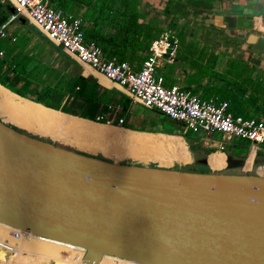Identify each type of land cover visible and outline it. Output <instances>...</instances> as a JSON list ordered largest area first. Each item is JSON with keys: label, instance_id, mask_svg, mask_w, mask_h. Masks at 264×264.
<instances>
[{"label": "water", "instance_id": "water-1", "mask_svg": "<svg viewBox=\"0 0 264 264\" xmlns=\"http://www.w3.org/2000/svg\"><path fill=\"white\" fill-rule=\"evenodd\" d=\"M206 15L226 42L264 52V32L240 6ZM192 148L186 168L117 162L0 119V222L84 249L80 264L106 255L264 264V175L245 171L247 157L226 150V165L213 169L211 154ZM200 166L207 171L193 169Z\"/></svg>", "mask_w": 264, "mask_h": 264}, {"label": "crops", "instance_id": "crops-1", "mask_svg": "<svg viewBox=\"0 0 264 264\" xmlns=\"http://www.w3.org/2000/svg\"><path fill=\"white\" fill-rule=\"evenodd\" d=\"M50 3L83 19L86 40L96 41L102 49L127 51L129 60L126 61L137 69L141 67L149 53L151 42L164 31H171L180 41L179 50L182 48L183 40L187 43L182 60L178 59V53L176 61L178 60L179 67L173 66L178 64L175 61L162 68L166 86L179 84L202 99L215 98L228 101L229 111L235 115L248 118L264 116V52L226 42L211 26L210 18L206 15V12L212 9L222 6L231 8L237 5L245 10L249 18H252L250 16L252 14L256 29L264 32V0H50ZM15 13L10 12V17L5 21V23L9 22L8 31L11 35L0 40L18 43L22 39L24 50L27 52L28 47H34L35 52L22 58L20 57L22 51L18 45L11 51V56L15 57V60L9 61L6 58V50L0 48V52H3L0 61H4L0 73L6 75L8 82L15 88H31L30 93L37 96L38 94L34 92L41 88H37L34 80L30 78L37 69H31L30 63H22L24 58L27 57L28 60L36 55L40 65L45 68L41 71V84L56 77L55 83L53 85L46 83L47 86L44 84L42 91L45 92L48 88L54 89L52 94H49L52 98L59 99L61 106L71 103L73 104L71 107L78 111H87V100L83 96H78L75 91H70L72 79L78 76H84L87 79L95 78L100 93V108L104 110H101L98 115H103L102 121L106 123H99L46 105L41 107L33 105V108H30L29 105L24 104L31 102L26 99L27 97L17 98L22 104L16 106L12 102L17 99L9 90H6L7 94H5L9 96L10 101L6 102L20 114L16 121L7 116L0 117L1 119L11 121L35 135L90 153L118 154V156L137 161L132 157L134 151L136 153L139 147L146 146V149L164 156L172 153L174 157L182 159L181 163L190 164L193 161V154L183 139V135L190 131L185 132L183 123V135L130 128L133 123H130L127 116L135 106H142L145 110L148 108L135 102L123 87L91 67H83L71 54L54 44L29 20L26 19V22L20 18L11 20ZM16 20L18 24L13 25ZM17 66L19 70H16ZM27 81L30 83L28 87L25 84ZM59 89L61 93L56 92ZM108 95L117 101L103 103V98ZM77 104H80L84 110L77 109ZM118 105H121V108H117ZM105 106L107 110L104 109ZM147 111L153 114V121L159 120L156 122L160 123L161 128L167 129L161 122L162 117H168L167 115L158 109ZM115 112L119 116H116ZM120 117L125 119L124 127L112 125L118 124ZM196 134L197 136L191 139L194 141L195 148L198 147L203 153L220 152L219 145L224 143L219 138L220 134L205 132ZM232 144L233 141L227 142L224 150L230 152L229 149H231L235 154L238 150L233 149ZM246 144L251 148L255 145L249 141ZM166 145H170L169 149H164ZM134 147L137 149L134 150ZM248 155L237 154L239 157L247 158ZM249 159L257 161L250 172L260 174L256 168L264 167V148L256 149Z\"/></svg>", "mask_w": 264, "mask_h": 264}, {"label": "built area", "instance_id": "built-area-1", "mask_svg": "<svg viewBox=\"0 0 264 264\" xmlns=\"http://www.w3.org/2000/svg\"><path fill=\"white\" fill-rule=\"evenodd\" d=\"M1 1L10 3L16 9L11 20L25 17L83 67L89 66L123 87L135 102L148 109H158L169 118L180 121L185 126V132L220 134L225 138L224 143L219 145L220 151L233 140L264 145V116L248 118L235 115L229 111L228 101L202 99L179 84L166 86L162 68L176 61L180 47L178 37L171 31H164L151 43L147 58L137 69L127 61L107 57L96 41L86 40L83 19L54 7L50 0ZM8 24L0 26V39L11 35ZM102 120L104 116L98 115L97 121ZM124 123V117H120L118 125L123 126ZM14 235L19 238L22 234L16 232Z\"/></svg>", "mask_w": 264, "mask_h": 264}, {"label": "rangeland", "instance_id": "rangeland-1", "mask_svg": "<svg viewBox=\"0 0 264 264\" xmlns=\"http://www.w3.org/2000/svg\"><path fill=\"white\" fill-rule=\"evenodd\" d=\"M15 24H18L17 20H16V22L13 25H15ZM223 40H226V39L223 38ZM186 43H187V41H185V40L182 41V48L178 52L179 53V57H178L179 60H182L184 58L185 49H186L185 44ZM18 45H19V47H20V49L22 51L20 53L21 54L20 57H22V56H29V54L35 52V48L34 47H28L27 48L28 51L26 52V50H24V46H23L22 39H20V41L18 43H13V42L8 41V40H0V48H3L4 50H6V52H7V57L6 58L9 61L15 60V57H12L11 56V51L12 50H15L18 47ZM19 60H20V58H19ZM28 60H30V62ZM28 60H27V57H26V58L23 59L22 63L23 64L30 63V68L31 69L32 68L33 69H37L36 70V73L33 74V75H31L30 78H31V80H34L35 86H37V88H41L40 90H37L34 93L35 94H38L40 96H43V98L46 99V100H51V101H54L55 102V99L52 98V96H49V97L46 96L45 95V92L42 91V89L44 87V84H45V86H47V84L53 85V83H55L54 78H56V77H52V79H50L49 82L48 81L46 82L47 84L46 83H44V84L42 83L41 84V79H42L41 71L43 69H45L44 66L40 65V63L38 62V56H36V55L32 56L31 59H28ZM15 62H17V61H15ZM176 63H178V60L176 61ZM37 65H39V67ZM179 65L180 64L178 63V64L173 65V66H175L176 68H178ZM17 68H18V66L16 67V70H19V68L18 69ZM0 76L2 78H5L7 81H9L7 79V77H6V75L0 73ZM6 90H8V89H6V88H4L3 86L0 85V117H6L7 116L10 119H13L14 121H16L17 118L19 117V114L20 113L15 112L14 107L11 104H7V102L10 101V98H9L8 95H3L5 93L7 94ZM28 90L30 92H32L31 91L32 90L31 88H29ZM56 92L57 93H61L62 91L59 89V91L56 90ZM12 94L15 95L16 99L17 98L21 99V96L15 94L13 92H12ZM70 96H72V95H70ZM2 97H3V99H2ZM19 99H17V100L14 99L12 103L13 104H16V106H18V104H22L21 101H18ZM69 101H70V97H69ZM31 102H33L34 104H32ZM31 102L30 101L28 103L25 102L24 104L27 105V106L29 105L30 108L31 107L33 108V105L36 106V107H41L42 105H44V104H41V103L36 102V101H31ZM78 103H80V102H78ZM80 104H82V103H80ZM80 104H77L76 108L79 109V110H84ZM71 105H73V104L67 103L65 105V107H69ZM147 110H145L144 108H142V106H139V105L138 106H135V108L132 110V112L129 113L128 116H127L128 117V120L130 121V123L131 122L133 123V126H131V127H137L138 128V127H142V126H147V127H158V128H161L160 123L159 124L157 123V122H159V120H156L157 122L156 121H153V119H152L153 114L150 111H147ZM115 115L116 116H119L117 112H115ZM97 122H99V123H106V122H103V121H97ZM6 123H8L10 125H13V126H17L14 123H12L11 121H7ZM171 123L174 126L173 127V132L175 134L176 133H181V134L183 133L184 126H183V124L181 122H179L177 120H174L173 121V119H172ZM112 125L121 126V125H118V124H112ZM17 127H19V126H17ZM121 127H124V126H121ZM193 136H197V134L196 133H193L192 131H190L188 134L186 133V135H183V137H184L183 139L186 142L187 147L192 152L193 159H194L195 156H194V153L192 151V147L194 145L193 144L194 141L191 140ZM42 138L50 139V138H47V137H42ZM219 138H221L223 141H225V138L224 137L221 136ZM188 139H189V141H188ZM50 140H52V139H50ZM54 142L55 143H58L60 145H63V146L71 147V148H73L75 150L77 149V148H75L73 146L66 145V144L60 143L58 141H54ZM246 143H247L246 140H233L232 147H233V149L235 148L236 150H238L237 152H235L236 155L237 154H242V155L246 156V155H248V153L250 151V153L248 155V158H249V157L253 156V153L256 152V149H259V148H262V147L264 148V145H259V144L252 145L253 147L251 148ZM169 146L166 145L164 147V149H167V148L169 149ZM135 149H137V147H134V150ZM77 150H80V149H77ZM229 150H230V152H233V150H231V149H229ZM81 151H83V150H81ZM83 152H86V151H83ZM87 153L92 154V155H95V156H103V157H106L102 153H96V154L95 153H90V152H87ZM195 153H197V152H195ZM132 157H134L137 161L131 160V159H123V160H118L117 162H129V163H136V164L138 163V164H145V165H151V166L152 165H156L158 163L159 164H173V165H170V166H179V167H182V168H186V167H191L192 166L191 163L190 164H188V163L187 164L186 163H181L182 159L180 160L179 158L174 157L172 153H170L169 155L164 156L163 154L154 153V152L150 151L149 149H146V146L145 147H141V148L139 147L138 150H136V153L134 151ZM108 159H112V160L116 161L113 158H109L108 157ZM186 162H188V161H186ZM193 169L198 170V171H203V172L204 171H207V168L206 167H202V166H200V167H193ZM235 172H237V171H235ZM1 248H3V250L5 251V253L10 254V252H8V251H10L9 249H7L5 247H1ZM5 249L8 250V251H6Z\"/></svg>", "mask_w": 264, "mask_h": 264}, {"label": "bare ground", "instance_id": "bare-ground-1", "mask_svg": "<svg viewBox=\"0 0 264 264\" xmlns=\"http://www.w3.org/2000/svg\"><path fill=\"white\" fill-rule=\"evenodd\" d=\"M103 155L106 156L107 158L108 157L113 158L116 161L128 159L122 156H118V154L115 155L103 154ZM210 165L211 167H213V169L223 168L226 165V156L222 152L211 154ZM163 166H167V165L163 164ZM252 169H254V160L247 158V162L244 167V170L251 171ZM256 170L261 175H264V167L256 168ZM16 230L17 228L0 222V246L5 247L7 249H11L10 251L5 249L6 251L10 252V254H7L5 253L3 248L0 247V264H80L82 263V260L85 255L84 249L59 240L42 237L30 232H23ZM16 232H19V234L22 235L19 238H17L14 235ZM97 264H143V263L119 258L112 255H106L102 257Z\"/></svg>", "mask_w": 264, "mask_h": 264}, {"label": "trees", "instance_id": "trees-1", "mask_svg": "<svg viewBox=\"0 0 264 264\" xmlns=\"http://www.w3.org/2000/svg\"><path fill=\"white\" fill-rule=\"evenodd\" d=\"M77 1V0H74ZM11 4L8 2H1L0 0V26L5 23V21L10 17V9L9 6ZM152 43V42H151ZM151 45V44H150ZM106 56L107 57H113V56H117V58L120 61H126L129 60L128 55L126 54L127 51L125 50H112V49H103ZM148 56V54H147ZM147 56L145 57V59L147 58ZM4 65V61H0V70H2ZM91 79V80H90ZM0 84L4 85L3 87L8 89L9 91L23 97L26 99H29L31 101H36V102H40L44 105H46L47 107H51L54 109H58V110H62L66 113H71L74 115H78L84 118H89L92 120L97 121L96 117L98 116V114L101 112V108H100V104H101V100H100V93L98 92V83L97 80L95 78H85L84 76H78L75 77L74 79H72V82L70 83V91H75L76 94L78 96H83L86 100H87V111H78L76 110L74 107H65V106H61L60 100H55L51 101V100H46L43 98V96H39L36 97L34 95H32L30 93V91L28 89H24V88H15L14 86H12L8 81H6L3 78H0ZM26 87L29 86V82L27 81ZM54 89L52 88H48L45 91V95L46 96H50L52 94ZM50 94V95H49ZM104 95H106V93H103ZM103 96V95H102ZM105 97V96H104ZM102 99V98H101ZM117 100L112 98L110 95H108L106 98H103V103H113L116 102ZM107 104V105H108ZM105 110H107V107L105 106L104 108ZM104 111V110H102ZM171 119H169V117H162L161 122L164 125V128L167 129H163V128H158V127H147V126H142V127H130L132 129L135 130H141V131H150V132H163V133H173V125L170 122ZM7 122V121H5ZM105 122V121H103ZM166 130V131H165ZM192 150L194 152H196L197 149L192 148ZM209 154L211 153V151L208 152ZM213 153V151H212ZM101 158H103V156H99Z\"/></svg>", "mask_w": 264, "mask_h": 264}, {"label": "flooded vegetation", "instance_id": "flooded-vegetation-1", "mask_svg": "<svg viewBox=\"0 0 264 264\" xmlns=\"http://www.w3.org/2000/svg\"><path fill=\"white\" fill-rule=\"evenodd\" d=\"M39 95H37L36 97H38ZM48 140H50V139H48Z\"/></svg>", "mask_w": 264, "mask_h": 264}]
</instances>
